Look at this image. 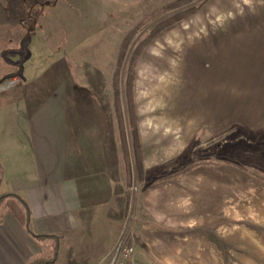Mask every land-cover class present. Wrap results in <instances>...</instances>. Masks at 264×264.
Segmentation results:
<instances>
[{"label": "crops", "instance_id": "0c3cea01", "mask_svg": "<svg viewBox=\"0 0 264 264\" xmlns=\"http://www.w3.org/2000/svg\"><path fill=\"white\" fill-rule=\"evenodd\" d=\"M66 1L45 3L72 4L75 25L56 34L98 43L82 57L78 42L37 64L12 60L0 74V90H14L0 95V264H98L126 218L128 264H264V177L232 160H189L206 136L264 134V0H207L198 25L181 20L142 49L131 83L137 170L122 80L124 140L114 107L100 110L98 99L113 105L110 52L144 3ZM6 18L0 6L1 26ZM34 35L31 27L18 38ZM2 51L18 52L0 49V60ZM30 68L37 89L15 99Z\"/></svg>", "mask_w": 264, "mask_h": 264}, {"label": "rangeland", "instance_id": "374dc122", "mask_svg": "<svg viewBox=\"0 0 264 264\" xmlns=\"http://www.w3.org/2000/svg\"><path fill=\"white\" fill-rule=\"evenodd\" d=\"M48 1L50 0H0V6L2 10H4L5 13H8L9 16L14 18L10 20L6 18L5 24H3L2 26L0 25V49H14L15 52L16 49L18 50V52H16V57H14V54H12L13 52H9L7 54L3 53L2 51L3 58H1L0 60V65L2 66L0 68V74H7L13 71L12 60H16V63L18 64H20L21 62H24L26 64V61L29 62V60L32 63L37 64L39 61L49 60L50 56L54 58L56 55L55 48H58V50L62 49L64 51L69 48L68 46L72 44L74 45L76 43L78 44V42L80 43L78 44L80 50L77 51V56L82 57L83 53L87 51L86 49L88 47H92V45H95L94 43H98L97 41L92 42L90 39L89 43L91 44H82L81 37L76 33H73L72 35L66 33L56 34L58 32H61L62 30H69L72 26L75 25L74 20H71L68 17V15L72 14V12H70V10L68 9V4H72H67V1L64 0L66 2H59L57 5L52 7L49 4L45 5V3ZM173 1L174 0H157L156 2L155 0H123L121 2L122 4H124V6H127V8L138 7L141 6L140 4L144 3L142 10L136 11V18H134L133 20L128 19V30L139 22H142V26L129 42L119 66L115 65L116 62L114 63V61H116L117 49L116 51H114L113 49L110 52L111 61L114 63L110 67L111 73L115 69H117L118 79L122 80V87L123 79L127 74V72L125 71L126 61L128 59V56L132 52L135 43L140 41L142 37H144L157 22L175 14L182 9L192 6L195 7L201 2H206L207 0H190L188 3L182 6L168 9L167 5L173 3ZM117 2L119 3L120 1ZM205 2L202 5H204ZM229 7L230 3H225L223 6L221 5L219 7L218 12H220L221 10L225 12ZM141 14L142 16L140 17L139 15ZM198 18V15L194 16L193 13L184 19H189L186 22H190L191 20L189 25L194 26L199 24ZM224 23L225 25H229V22L227 21H224ZM31 27L32 29L34 28V37L29 40H25L23 43H20L23 41V39L19 41L18 37L23 35L27 30L31 29ZM122 36L123 35L117 36L118 38H120V40L118 39V46L122 39ZM44 45L48 48L45 52L40 50V46L42 47ZM26 49H28V52H25ZM67 55L70 56L69 53ZM38 68H36V71L34 70V68H30L32 74L30 76L31 80L26 83V88L24 87L22 91H19L18 93H15L13 95L15 99L21 98V100L26 102L27 98L33 96L32 92L34 91H32V89H37V86L40 82V74L38 75ZM20 89L21 87L19 86L17 90ZM7 91L12 93L14 90H9L7 87H2V89L0 90V95L2 93L6 94ZM35 92H37V90H35ZM104 96L105 97H101L100 99H98L101 105L100 110H113L114 106L112 105L111 97H107L106 94H104ZM122 99L123 97L121 98V102L124 101ZM161 99L163 105L162 110H168V107L165 104L166 95L163 94L161 96ZM82 108L84 109L80 108V110H86L85 106H83ZM3 131V128H1L0 144L4 135ZM203 140L204 142L201 146L204 149L199 150L198 148H201V146L193 148L192 153L195 155L189 157L190 161H196L199 159L232 160L238 165H241L246 169L264 177V134L262 132L247 131L243 128L235 127L215 135L206 136V138H203ZM205 150L208 153L204 155L201 154L204 153ZM186 157L188 156H185V158ZM15 206L16 208H19L17 209L18 211H21L18 205L15 204Z\"/></svg>", "mask_w": 264, "mask_h": 264}, {"label": "trees", "instance_id": "16d2710c", "mask_svg": "<svg viewBox=\"0 0 264 264\" xmlns=\"http://www.w3.org/2000/svg\"><path fill=\"white\" fill-rule=\"evenodd\" d=\"M190 0H174L173 3L167 5L168 9H172L175 7L182 6L186 3H188ZM205 2V1H204ZM201 2L197 6H192L189 8L182 9L175 14L168 16L164 18L163 20L157 22L149 31L148 33L142 37V39L138 42L135 43L132 52L128 56V59L126 61V69L125 71L127 74L125 75L123 79V98H124V104H125V110H126V115H127V125L129 128V134H130V139H131V150H132V156L134 160V165H136V170H137V160L136 159V153H137V147H135V120H134V114H133V104H132V98H131V83H132V76L134 74V69L136 65V61L142 51V49L145 47V45L161 30L164 28L173 25L174 23L188 17L189 15L195 13L199 7L204 3ZM142 22H139L135 24L132 28L127 30L123 36L122 39L119 43V46L117 47L116 51V66H119L123 56L125 54V51L127 49V46L131 39L134 37L136 32L141 28ZM112 99H113V105H114V110L118 116V124L120 127V136L121 139L124 140V132H123V127H122V119L120 117V105H119V95H118V71L115 69L112 72ZM139 169V166H138ZM186 170V169H184ZM182 170V171H184ZM6 196V195H4ZM3 197V196H2ZM26 215L28 217V210L26 208V205L23 203ZM39 237H49L47 235H39ZM52 260H44V259H38L35 260L29 264H50Z\"/></svg>", "mask_w": 264, "mask_h": 264}, {"label": "built area", "instance_id": "2783aa9c", "mask_svg": "<svg viewBox=\"0 0 264 264\" xmlns=\"http://www.w3.org/2000/svg\"><path fill=\"white\" fill-rule=\"evenodd\" d=\"M128 218L125 219L110 249L106 252L98 264H128L132 253L133 245L131 235L128 232Z\"/></svg>", "mask_w": 264, "mask_h": 264}]
</instances>
